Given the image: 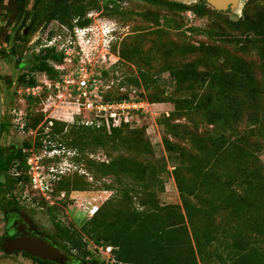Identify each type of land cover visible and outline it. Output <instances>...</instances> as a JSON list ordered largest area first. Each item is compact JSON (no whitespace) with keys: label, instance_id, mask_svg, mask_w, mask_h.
<instances>
[{"label":"rangeland","instance_id":"rangeland-1","mask_svg":"<svg viewBox=\"0 0 264 264\" xmlns=\"http://www.w3.org/2000/svg\"><path fill=\"white\" fill-rule=\"evenodd\" d=\"M79 1L85 5V16H89V22L96 25L99 34L105 30L102 26L105 21L113 20L119 26L116 51L112 49L117 61L107 73L110 87L106 91L115 97L129 87L144 102L139 115L114 136L93 132L79 124L71 125L68 114L72 107L66 93L56 96L55 90L44 88L36 95H28L17 90L27 85L18 79L23 71L43 78L42 72L31 71L28 65L34 54L44 51L37 49V40L43 33L45 14L57 3ZM111 1L114 0H0L4 124L0 132V158L14 146L26 147L25 141L32 147L38 136L46 138L45 144H50L48 139L62 142L65 150L61 155H52L49 147L45 152L40 151L47 156L46 168L64 169L60 178L64 195L51 208L36 190L23 197L24 183L13 179L17 171L24 177L25 168H17L20 160L11 161L0 172V242L6 223L18 211L23 219L28 218L48 235L54 233L57 220L80 229L89 257L113 264L105 247L93 243L82 230L95 206L105 212L108 221L116 215L124 217L134 209L156 211L159 206L164 207L159 212L167 217L172 205H181L174 168L183 177L180 178L187 189L193 187V179L198 176L190 168L199 165L211 170L208 173L211 182L218 180L238 194L245 192L247 185L243 183L249 178L242 166L249 169L260 166L264 174V70L259 52L264 27L256 31L246 25V21L253 20L264 26V0H239L235 8L216 9L223 13V19L211 11L199 15L191 8L175 11L162 3L141 0H116L114 11ZM198 1L201 0H190L187 4ZM69 19L64 23H72L74 18ZM228 20H237L239 26L233 28ZM26 26L28 30L24 33ZM122 39V54H118ZM120 83L122 89L119 87L117 91ZM184 100L191 101L192 109L177 111L176 103ZM49 114L66 115V120L52 119L64 124L60 123L63 131L52 134L51 138L45 132L48 127L37 130L38 125L30 126L37 118L44 125ZM219 114L223 116L215 126L209 118ZM124 190L130 195H137L135 190L146 193L133 196L129 202ZM214 191L211 184L199 199L189 197L191 203L205 208L197 217L199 240H203L200 233L205 225L218 228L216 239L202 245L200 258L197 243L185 223L197 264H221L214 251L222 250L225 240L231 242L229 232L240 222L221 207L212 213L205 211L210 208L209 198L215 196ZM259 214H264V209ZM169 219L177 223L176 216L171 214ZM179 227L176 226L178 231L183 232ZM240 239L264 253L262 235L243 231ZM71 252L76 254L73 249ZM180 255L182 262L192 257L186 247H181ZM12 258L15 264H40ZM76 264L84 263L78 260Z\"/></svg>","mask_w":264,"mask_h":264},{"label":"trees","instance_id":"trees-1","mask_svg":"<svg viewBox=\"0 0 264 264\" xmlns=\"http://www.w3.org/2000/svg\"><path fill=\"white\" fill-rule=\"evenodd\" d=\"M149 4L162 3L168 6L170 9L175 11H184L187 8H191L195 13L203 15L211 11L214 15L223 19L222 12L211 9L207 6L204 0L195 2L193 4L180 3L171 0H141ZM113 2L112 8L116 11L117 5L116 0ZM85 5L79 1L75 3L65 2L57 3L54 5L46 14L43 22H47L52 18H58L59 20L66 22L67 19L71 21V18L77 17L79 24H85L89 21V18L85 15ZM68 17L65 19V17ZM231 21L233 28L239 26L237 20ZM247 27L253 30H261L264 26L261 24H256L251 21H246ZM71 25L72 23H68ZM245 27V25H243ZM263 37V38H262ZM251 38H254L253 36ZM123 39L119 44L118 54L120 52V46ZM117 44L113 45V50L116 51ZM259 52L262 58V68L264 70V34L261 35V45L259 47ZM49 59L60 60V56L55 54L51 48H47L45 51H40L34 54L29 68L32 70H46L50 76L55 75V70L53 66L49 63ZM108 72L105 74L107 75ZM18 79L25 84H33L36 82L34 75L23 71L18 75ZM123 84L120 83L116 86L117 91ZM179 85V84H178ZM122 88V87H121ZM109 91L104 93V97L107 100H121L128 98L130 94L129 87L125 91H120L117 96H111ZM142 98L141 96H139ZM191 101L184 100L176 103L177 111L192 109V105L189 104ZM223 116L219 114L216 118H209L211 123L215 126L219 124L220 117ZM41 118L35 119L30 126L36 127L37 130L41 127L47 126L48 119L44 120V125L39 124ZM64 122L58 120H53L52 124L48 126V130H45L46 135L50 138L56 133L63 131ZM76 126L78 124H71ZM82 127L93 130V132L108 133L109 135H116L121 129L128 127V124H122L120 127H113L110 132H107L105 128H94L93 126L79 124ZM4 124L2 123L1 130H3ZM41 133V132H40ZM44 135V134H39ZM36 140V147L41 148L43 146V136H38ZM110 137V136H109ZM54 139V138H53ZM49 141V147L53 144L62 145V142H51ZM101 142V140L99 141ZM113 143L115 141L112 140ZM25 146H29V142H24ZM25 155L22 148L17 152L9 150V155L6 161L0 158V170L6 168L5 164L10 163L13 160L19 159L20 166L23 167L25 164ZM1 157V156H0ZM237 161V160H236ZM204 167L206 170H201ZM183 169L188 170L189 167ZM199 169V170H198ZM243 172L248 176L243 184L247 185L246 190L242 194L235 193V190L226 184H222L218 180L216 182H211L209 174L211 170L205 166L191 167L190 171L194 172L195 176L193 179V187L187 189V184L182 181L178 169L174 168L173 175L175 182L177 184V189L179 192L181 205H172V210H168L166 213L167 217H164L160 210H164V207H158L156 211H138L134 209L128 215L124 217H118L116 215L113 220L108 221L104 217L105 212L100 211V208L84 221L82 225V230L90 237L91 241L102 247L111 246V260L113 264H197L196 258L194 256L193 248L191 247V240L187 235V227L185 223L190 227L191 235L197 243V253L202 258L203 251L202 245L206 243H212L216 239V234L218 233V228L211 225H205L202 228L201 235L202 241L199 240L197 217L201 213L203 205L197 207L194 203H191L189 197L191 195L197 196L199 199L204 195L205 190H207L208 185L212 184V188L215 187V196H210V208L209 213L219 210V208L227 209V213L230 216H235L237 220H240L238 224L235 225V229L229 232L231 242L225 240L224 248L222 250H215L214 253L219 259L221 264H264V253L260 251L256 245L247 243L246 241H241L240 236L243 231L252 233L254 235H262L264 239V214L260 215L261 209H264V174L262 173V168L260 166H254V168L249 169L247 166H242ZM112 171V169H111ZM199 171V172H198ZM27 176L24 175V179ZM54 182V192H60L63 188L60 185V178ZM181 177V178H180ZM136 178V177H135ZM140 179L139 178H136ZM22 180V176H18L15 179L16 182ZM205 186V187H204ZM206 188V189H205ZM133 190V188H131ZM125 199L129 202L132 201L133 196L136 197L140 194H145L144 191L135 190L137 195H130L128 190L123 191ZM208 197V196H207ZM208 199V198H207ZM206 203V200H204ZM52 206H49L51 208ZM51 210V209H50ZM204 211V212H205ZM120 212V211H118ZM174 215L177 218V223H171L169 215ZM240 225V226H239ZM55 230L54 233L50 234V238L54 239L59 245L66 249V251L71 252V249L76 251L73 257L79 259L84 264H106L103 260L99 261L97 258H90V251L87 247L86 240L83 238V234L80 229H76L69 225H64L60 221H54ZM176 226L183 229V232L178 231ZM241 227V228H240ZM186 233V234H185ZM181 247H186L191 251L192 257L187 261H181L180 249ZM26 255L30 256L28 253ZM33 258L38 259L41 263H54L55 261L44 259L39 256L31 255Z\"/></svg>","mask_w":264,"mask_h":264},{"label":"built area","instance_id":"built-area-1","mask_svg":"<svg viewBox=\"0 0 264 264\" xmlns=\"http://www.w3.org/2000/svg\"><path fill=\"white\" fill-rule=\"evenodd\" d=\"M102 26L105 30L99 34L96 25L89 21L79 24L77 17L71 25L56 18L42 24L43 33L37 38V49L43 48L45 51L51 48L60 56V60L51 59L49 62L55 70V77L52 78L46 70H37L42 72L43 78H36L33 84L17 87L18 92L23 90L28 95H36L44 88H50L56 91V96L66 93L67 102L72 107V112L68 114L71 124L105 128L110 132L113 127L131 122L144 106L143 100L134 91L130 92L128 98L121 100H107L104 97V91L110 87L105 73H109L117 61L112 48L119 38V26L113 20L105 21ZM65 116L49 114L46 127L52 124L53 118L66 120ZM32 145L26 155L28 185L53 202L54 182L64 169H57L56 166L46 168L44 158L47 156L40 151L42 149L45 152L47 148H37L36 143ZM62 148L53 144L48 150L52 155H61ZM63 195L64 190H61L60 196ZM96 211L95 206L91 213ZM105 250L110 254L111 246L105 247Z\"/></svg>","mask_w":264,"mask_h":264},{"label":"flooded vegetation","instance_id":"flooded-vegetation-1","mask_svg":"<svg viewBox=\"0 0 264 264\" xmlns=\"http://www.w3.org/2000/svg\"><path fill=\"white\" fill-rule=\"evenodd\" d=\"M52 19H55V18H52ZM56 19H58V18H56ZM50 20H48L47 22H49ZM44 23L45 22H43V24ZM27 30H28V26L25 27V29L23 30V32L26 33ZM2 122H3V119H2ZM45 140H46V138L43 137V141H42L43 142V146L46 147V148H48L49 146L47 144H45ZM33 143L35 144L36 143V140ZM23 145H24V143H23ZM30 147L31 146L23 147L22 151L24 153H27V151L30 149ZM48 149H50V147ZM11 150L14 151V152H17L19 150V148L14 146V147L11 148ZM8 155H9V152H8L7 155H5L4 158H2V160H5L6 161ZM56 157H59V156H56ZM17 160H19V159H17ZM13 161H15V160H13ZM9 164L10 163L5 164V165L7 166ZM17 165H18L17 168H20L21 167L20 166V161L17 163ZM23 167L25 168V174L24 175L27 176V177H26V179H24V177L22 176V180H19L18 182L24 183L23 184V187H24V195H23V197H25L26 195H28L27 192H30V191L33 190L28 185V171H27V168L28 167H27V162H26V155H25V164H24ZM1 171H3V170H0V172ZM20 175H21L20 172H18V171L15 172V177H13V179L14 180L17 179V177L20 176ZM1 176H2V174L0 175V177ZM1 181H2V178H0V182ZM56 194L57 193L54 192L55 198H54L53 202H51L50 199H46L43 196H40V197L42 199H44L49 204V206H52V205H54L57 202L56 199H61L62 198L58 194H57V196H58V198H57L56 197ZM16 212L17 213H14L11 216L10 220H8V222L5 225V233L3 235L2 241L0 242V250H1L0 259H9V260L14 261L12 257H15V258H18V259H23L24 258V259H27L30 262L33 261V262H37V263H40V264H48V263H41L38 259L33 258L31 256L32 254H29L28 253L30 256L26 255L25 253H27V252H25V251L15 250V251H12V252H6L3 249L2 243H3V240L5 238H14V237L19 236V235H22V234H31V235L37 236L39 238H42L43 240L47 241L51 245L55 246L61 252L65 253L68 256V259L66 261H64L63 263L76 264L78 262L79 259H76L75 257H73V254L72 253L66 251V249L63 248L61 245H59L54 239L50 238V234L48 235V234L44 233L43 231L39 230L38 227L35 226V224L31 220H29L28 218L27 219H23L24 216L22 215V213H19L18 211H16ZM49 260H51V259H49ZM53 261H55V262H61V261H56V260H53Z\"/></svg>","mask_w":264,"mask_h":264},{"label":"water","instance_id":"water-1","mask_svg":"<svg viewBox=\"0 0 264 264\" xmlns=\"http://www.w3.org/2000/svg\"><path fill=\"white\" fill-rule=\"evenodd\" d=\"M180 3H187L190 0H171ZM208 4L218 10H229L235 8L239 4V0H206ZM3 98L0 85V132L3 119ZM3 249L6 252H12L15 250L25 251L29 254L39 256L44 259H51L64 262L68 259V256L58 250L55 246L51 245L47 241L31 234H22L14 238H5L2 243ZM0 264H15L9 259H0Z\"/></svg>","mask_w":264,"mask_h":264},{"label":"clouds","instance_id":"clouds-1","mask_svg":"<svg viewBox=\"0 0 264 264\" xmlns=\"http://www.w3.org/2000/svg\"><path fill=\"white\" fill-rule=\"evenodd\" d=\"M62 149H63V148H62ZM62 149H61V150H62ZM64 152H65V150H62V153H64Z\"/></svg>","mask_w":264,"mask_h":264}]
</instances>
